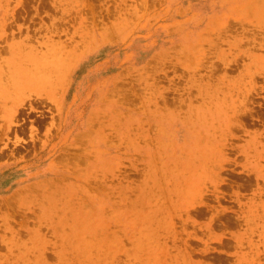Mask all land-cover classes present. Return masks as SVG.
Masks as SVG:
<instances>
[{
	"label": "rangeland",
	"instance_id": "obj_1",
	"mask_svg": "<svg viewBox=\"0 0 264 264\" xmlns=\"http://www.w3.org/2000/svg\"><path fill=\"white\" fill-rule=\"evenodd\" d=\"M261 7L0 0V264H264Z\"/></svg>",
	"mask_w": 264,
	"mask_h": 264
},
{
	"label": "bare ground",
	"instance_id": "obj_2",
	"mask_svg": "<svg viewBox=\"0 0 264 264\" xmlns=\"http://www.w3.org/2000/svg\"><path fill=\"white\" fill-rule=\"evenodd\" d=\"M248 6V5H247ZM263 8L261 7V10H262ZM264 10V9H263ZM260 11V10H259ZM263 14H264V11H263ZM261 15V14H260ZM262 17H264V15H262V16H259V18H262ZM259 20V19H258ZM262 20H264V18L262 19ZM261 21V20H260ZM262 24H264V22H262L261 23V25ZM263 26V25H262ZM264 27V26H263ZM264 29V28H263ZM264 41V40H263ZM261 45H262V47L264 46L263 45V43H260ZM253 45H255V43H253ZM255 46H259V45H255ZM256 48V47H255ZM246 50H247V48H246ZM245 50V48H244V50L243 51H246ZM248 51V50H247ZM246 51V52H247ZM264 60V59H263ZM259 61L261 62V60L259 59ZM264 62V61H263ZM262 63V62H261ZM255 63H253L252 64V66L251 67H254L253 65H254ZM260 64V63H259ZM58 66L59 65H61V64H57ZM56 65V66H57ZM255 65H257V64H255ZM247 66H249V65H247ZM258 66V65H257ZM256 66V67H257ZM261 67H263V65L261 66ZM9 68V67H8ZM8 68H6V69H8ZM59 68V67H58ZM10 69V68H9ZM54 69H56V68H53V70ZM28 70V69H27ZM51 68H48V67H45V68H36V69H34V70H32L31 69V72L32 71H34L35 72V75L34 76H30V77H28L27 79H25V80H20L19 78H16V75L18 76V74L17 73H19L20 71H18V72H15L13 69H12V71H11V73L9 72V71H6L3 67H1L0 68V79L2 78V76H5V79H6V82L5 83H1L0 82V87H18V90H17V95H22V93L24 92V91H26V90H38V92L39 91H41L42 89H45L46 87H49L48 88V93H52L53 92V89H52V87H59L58 86V84H60L61 83V76H60V74L58 73H56V71H55V74H57V75H54V71H53ZM57 70V69H56ZM253 70V69H252ZM42 73H40V72ZM59 72L60 71H62L61 69L60 70H58ZM254 71V70H253ZM28 72H29V70H28ZM28 72H26L27 74H26V76L29 74ZM34 72H33V74H34ZM250 72V71H249ZM62 73V72H61ZM66 73V72H65ZM252 73V72H251ZM16 74V75H15ZM32 74V73H31ZM32 74V75H33ZM63 75V74H62ZM246 75V74H245ZM249 75V74H248ZM252 75V74H251ZM250 75V76H251ZM44 77H45V79H44ZM245 77V76H244ZM244 77H243V79H244ZM229 79V78H228ZM46 82H47V85H46ZM60 82V83H59ZM24 94V93H23ZM200 185V184H199ZM189 188H191L190 186H189ZM159 216H160V214H159ZM165 216V215H164ZM165 233V232H164ZM162 239V238H161ZM153 242V241H152ZM171 250V249H170ZM169 251V250H168ZM162 252V251H161ZM170 254V253H169ZM146 255V254H145ZM173 256V255H172ZM134 257H135V255H134ZM138 257V256H137ZM136 258V257H135ZM162 258H163V256H162ZM178 258H180V253H179V257ZM192 258H194V257H192ZM153 259V258H152ZM174 259V258H173ZM195 259V258H194ZM135 260V259H134ZM143 260V259H142ZM151 260V259H150ZM136 261V260H135ZM152 261V260H151ZM183 262V261H182ZM151 263V262H150ZM156 263V262H155ZM155 263H153V264H155ZM165 263V262H164ZM171 263H172V261H171ZM173 263L175 264V262L173 261ZM152 264V263H151ZM158 264V263H157ZM166 264V263H165ZM204 264V263H203Z\"/></svg>",
	"mask_w": 264,
	"mask_h": 264
}]
</instances>
